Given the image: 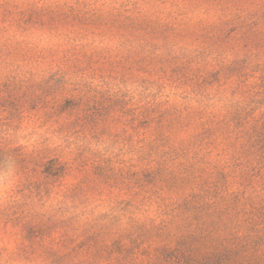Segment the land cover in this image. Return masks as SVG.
Wrapping results in <instances>:
<instances>
[{
	"label": "rangeland",
	"instance_id": "374dc122",
	"mask_svg": "<svg viewBox=\"0 0 264 264\" xmlns=\"http://www.w3.org/2000/svg\"><path fill=\"white\" fill-rule=\"evenodd\" d=\"M0 264H264V0H0Z\"/></svg>",
	"mask_w": 264,
	"mask_h": 264
},
{
	"label": "clouds",
	"instance_id": "9594fccd",
	"mask_svg": "<svg viewBox=\"0 0 264 264\" xmlns=\"http://www.w3.org/2000/svg\"><path fill=\"white\" fill-rule=\"evenodd\" d=\"M14 184H15L14 180H5L3 182H0V194H2L5 202L7 201L9 195L11 194Z\"/></svg>",
	"mask_w": 264,
	"mask_h": 264
}]
</instances>
